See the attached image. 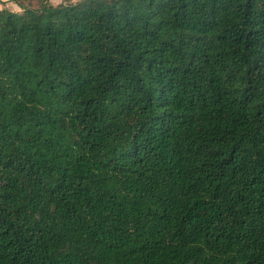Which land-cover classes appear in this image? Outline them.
<instances>
[{"label": "trees", "instance_id": "trees-1", "mask_svg": "<svg viewBox=\"0 0 264 264\" xmlns=\"http://www.w3.org/2000/svg\"><path fill=\"white\" fill-rule=\"evenodd\" d=\"M8 1L0 264H264V0Z\"/></svg>", "mask_w": 264, "mask_h": 264}, {"label": "rangeland", "instance_id": "rangeland-1", "mask_svg": "<svg viewBox=\"0 0 264 264\" xmlns=\"http://www.w3.org/2000/svg\"><path fill=\"white\" fill-rule=\"evenodd\" d=\"M63 0H50V3L53 6H56L58 4H60ZM79 0H72V2H77ZM38 2L37 1H29V2H25L24 6L27 8H37L38 7ZM0 9H6L9 11H12L14 13L19 14V12H21V10L13 3H10L8 0H0Z\"/></svg>", "mask_w": 264, "mask_h": 264}]
</instances>
